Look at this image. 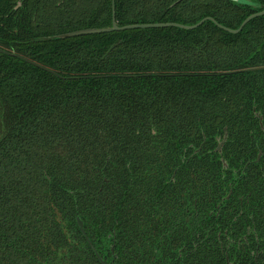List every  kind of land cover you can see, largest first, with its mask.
I'll use <instances>...</instances> for the list:
<instances>
[{"label": "trees", "instance_id": "obj_1", "mask_svg": "<svg viewBox=\"0 0 264 264\" xmlns=\"http://www.w3.org/2000/svg\"><path fill=\"white\" fill-rule=\"evenodd\" d=\"M240 1L113 0L114 20L237 29L264 7ZM111 22L112 0H0V264H100L77 219L106 261L112 234L115 264H144L146 214L221 197L217 139L229 166L254 158L264 15L58 37Z\"/></svg>", "mask_w": 264, "mask_h": 264}, {"label": "flooded vegetation", "instance_id": "obj_2", "mask_svg": "<svg viewBox=\"0 0 264 264\" xmlns=\"http://www.w3.org/2000/svg\"><path fill=\"white\" fill-rule=\"evenodd\" d=\"M254 117L258 119L260 131L253 135L251 142L255 154L242 166H229L222 158L227 134L217 139L214 152L218 161H222L223 192L217 197L211 196L212 191L208 190L207 211L198 210L194 194L192 199L172 207L171 213L146 214V218L153 219L146 225L156 227L146 231L147 235L139 241L141 246L146 245L147 253L142 254L144 264H264V118L258 112ZM238 162L243 163V159ZM190 169L194 187L199 177L195 171L197 166L194 164ZM215 199L214 207L218 206V210L213 212L210 207ZM79 230L100 264H115L112 234L102 240L109 249L110 258L106 261L108 254L105 253L104 258L99 256L87 238L83 224L84 234ZM129 243L134 245L130 239ZM131 257L132 253L128 251V261Z\"/></svg>", "mask_w": 264, "mask_h": 264}, {"label": "water", "instance_id": "obj_3", "mask_svg": "<svg viewBox=\"0 0 264 264\" xmlns=\"http://www.w3.org/2000/svg\"><path fill=\"white\" fill-rule=\"evenodd\" d=\"M233 1H240V0H233ZM241 2V1H240ZM264 15V7H262V11L251 14L250 16L246 17L243 22L240 24V26L237 29H229L226 28L222 25H219L214 21V19L206 17L203 18L201 21H199L197 24L187 26V25H182V24H177V23H155V24H132V25H126L122 27H118L115 23L114 20V8H113V0H112V22L111 26L107 28H88V29H83V30H78V31H73L69 33H65L62 35H59V38H70V37H77V36H82V35H91V34H100V33H109V32H114V31H125V30H132V29H150V28H179V29H184V30H193L200 25H202L205 21H210L214 23L219 29L230 33V34H237L239 33L243 27L252 19L256 17H260ZM78 226L81 229L82 233L84 234V231L82 230V223L77 220Z\"/></svg>", "mask_w": 264, "mask_h": 264}]
</instances>
